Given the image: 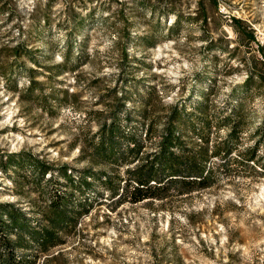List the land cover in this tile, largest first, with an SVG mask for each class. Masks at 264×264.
I'll list each match as a JSON object with an SVG mask.
<instances>
[{"label": "rangeland", "instance_id": "374dc122", "mask_svg": "<svg viewBox=\"0 0 264 264\" xmlns=\"http://www.w3.org/2000/svg\"><path fill=\"white\" fill-rule=\"evenodd\" d=\"M247 30L264 47V0H0V233L20 264H264V65ZM169 131L207 184L135 202L125 179Z\"/></svg>", "mask_w": 264, "mask_h": 264}, {"label": "trees", "instance_id": "16d2710c", "mask_svg": "<svg viewBox=\"0 0 264 264\" xmlns=\"http://www.w3.org/2000/svg\"><path fill=\"white\" fill-rule=\"evenodd\" d=\"M216 4L217 0H211ZM203 21L207 22V16L203 17ZM233 24L235 27L240 28L245 24V22L237 17L233 18ZM245 36L249 41H256L258 45V50L261 52V58L255 57V61L264 65V47L261 45L257 38L254 36L253 31L247 30L243 31ZM108 138H103L101 144L95 147V152H99L103 149L105 157L109 158L108 156ZM112 144V143H111ZM176 145V138L172 136L171 131H169L163 137L160 143V156L155 157V159L151 162V167L149 172L144 173L142 170L144 168L143 165L130 170L132 172L131 178L125 179V185L123 189L127 188L129 190L130 198L137 202L144 200L146 198L156 197L160 194H155L153 189L159 188L163 189L171 182H174L177 186L185 188L187 192H192L196 188L202 186L205 187L207 184V180L211 175V168H207V160L201 161L196 157H188V156H177L174 157V154L171 153L172 147ZM107 149V150H106ZM250 152V151H249ZM258 159L256 153L251 151L248 160L253 161L254 163ZM264 169V167H262ZM92 173L91 177L96 178L99 176V181L102 182L103 185L108 187L111 191H118L119 186H114V180L110 176H104V178L100 175L93 173V170L90 171ZM84 180L87 177L83 178ZM150 191V192H149ZM61 203V198L59 197L58 200L52 201V206L59 207ZM9 207V205H3ZM5 211V210H4ZM7 211V210H6ZM9 211V210H8ZM11 213V212H10ZM15 221V218H12ZM1 225H5V220L3 217H0ZM4 227V226H3ZM4 230L0 233V257L2 256L1 251H5L6 257V264H18L21 263L20 260H16V249H15V242H11L8 238V235H3ZM52 234L48 237L50 238ZM48 238H43V242H47Z\"/></svg>", "mask_w": 264, "mask_h": 264}]
</instances>
